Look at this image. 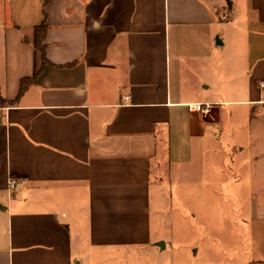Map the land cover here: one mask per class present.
<instances>
[{
    "label": "crops",
    "instance_id": "0c3cea01",
    "mask_svg": "<svg viewBox=\"0 0 264 264\" xmlns=\"http://www.w3.org/2000/svg\"><path fill=\"white\" fill-rule=\"evenodd\" d=\"M249 158L264 184V0H0V264H222L168 248L166 178L239 188Z\"/></svg>",
    "mask_w": 264,
    "mask_h": 264
},
{
    "label": "rangeland",
    "instance_id": "374dc122",
    "mask_svg": "<svg viewBox=\"0 0 264 264\" xmlns=\"http://www.w3.org/2000/svg\"><path fill=\"white\" fill-rule=\"evenodd\" d=\"M217 79L218 77L214 80ZM220 80L224 89L227 79L221 77ZM219 108L224 128L228 132L231 114L237 107L226 104ZM248 162L239 188H235L233 181L230 182L228 169V173L219 174L227 179L223 185L219 180L216 190L209 187L208 183L198 190L197 174L193 175L195 179L185 183L182 182V175H178L180 172H175L172 180L166 178L170 201L165 206L160 225L163 237L169 241L168 248L173 246L177 255L186 254L195 263L199 260L210 261L218 254L222 264H227L230 260L234 264H240L239 262L252 258L255 264H264L259 260L264 261L263 252L251 248L255 225L248 227L247 224L254 217L264 222V201H261L264 197L261 185L264 184H261V174L252 175L250 172V169L259 171L261 165L258 164H261V160L249 158ZM204 178L207 180V175ZM247 180L252 181V186L245 183ZM173 235L176 236L175 239L171 238ZM237 235L243 236L241 239L244 245L241 246ZM198 247L201 248V253L196 257L193 248Z\"/></svg>",
    "mask_w": 264,
    "mask_h": 264
},
{
    "label": "trees",
    "instance_id": "16d2710c",
    "mask_svg": "<svg viewBox=\"0 0 264 264\" xmlns=\"http://www.w3.org/2000/svg\"><path fill=\"white\" fill-rule=\"evenodd\" d=\"M228 4L230 5V0H228ZM47 32H48V26L46 22H43L42 24H40L39 26L35 28L34 45H35V48L41 52L42 64H41V68L35 72L32 78L22 80L21 92H23L30 83H33L36 80L41 70L47 64V59H46V54H45V48H46L45 38H46Z\"/></svg>",
    "mask_w": 264,
    "mask_h": 264
},
{
    "label": "built area",
    "instance_id": "2783aa9c",
    "mask_svg": "<svg viewBox=\"0 0 264 264\" xmlns=\"http://www.w3.org/2000/svg\"><path fill=\"white\" fill-rule=\"evenodd\" d=\"M223 20H226L227 19V16H224L222 17ZM129 97H126L125 100H127ZM191 108V111H194V112H197V113H200V114H203V115H207L209 113H211L212 111V106L209 105V104H197V105H194ZM18 183L16 180L12 179L10 182H9V188L10 189H15L17 187Z\"/></svg>",
    "mask_w": 264,
    "mask_h": 264
}]
</instances>
